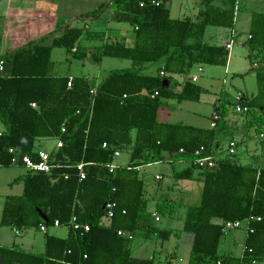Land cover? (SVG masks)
<instances>
[{
  "label": "trees",
  "instance_id": "1",
  "mask_svg": "<svg viewBox=\"0 0 264 264\" xmlns=\"http://www.w3.org/2000/svg\"><path fill=\"white\" fill-rule=\"evenodd\" d=\"M151 1L114 0L117 11L110 19L134 27V45L127 47L112 41L95 58L129 59L134 67L113 70L97 85L87 78L75 77L68 87L69 77L53 72L51 49L63 47L71 52L82 29L66 27L50 45L39 42L2 54L6 65L0 73V125L4 128L0 135V167L12 166L10 148H19L22 154L36 160L37 139L60 138L63 146L50 152L58 165L52 174L26 171L22 194L5 197L0 225L40 230L41 225L48 229L58 220L68 233L61 238L45 232L44 251L40 254L16 245L0 247V264H156L153 258L133 257L132 237L117 233L140 232L163 240L172 233L149 222L144 183L136 168L149 163L161 151L177 153L182 148L184 155L190 156L204 146L206 153H223L215 148V129L159 123L158 108L170 93L162 87L159 73L148 76L139 70L162 58L163 69L171 74L183 73L195 63L224 65L226 50L200 41L190 44L189 39H200L207 25L231 27L236 0H226L227 9L216 8L209 0L197 24L190 19L170 18L164 3L171 0H157L158 5ZM142 2L144 6H140ZM104 8L105 4L101 5L95 15ZM84 35L90 39L99 33L85 30ZM250 36L248 57L250 61L261 60L264 15L253 16ZM77 49L80 54L75 55L83 58L84 48ZM258 83V94L248 104L254 121L260 125L257 135L264 123V79L259 78ZM155 91L158 95L152 97ZM190 91L194 94L190 95ZM197 94L198 89L186 82L176 98L197 100ZM257 108H261V114ZM260 144L264 149V139ZM115 151L127 153L128 162L110 173L106 166L113 162ZM78 162L93 163L85 167L86 177L81 181L73 167ZM194 169L192 166L177 176L190 179ZM63 173H68L69 178L64 179ZM202 176L200 204L188 208L183 220L182 231L192 235L188 264H250L253 260L264 264V167L242 165L226 155L217 160L216 169L204 171ZM109 201L116 207L108 224L104 215ZM176 206V202L163 201L155 211L168 216ZM72 216L81 225L88 224L89 230L72 229ZM250 216L260 220L248 223L252 232L245 230L241 255L220 254L223 224Z\"/></svg>",
  "mask_w": 264,
  "mask_h": 264
},
{
  "label": "crops",
  "instance_id": "2",
  "mask_svg": "<svg viewBox=\"0 0 264 264\" xmlns=\"http://www.w3.org/2000/svg\"><path fill=\"white\" fill-rule=\"evenodd\" d=\"M210 1L211 5L216 8L227 9L228 7L226 5V0ZM208 2L209 0H171L164 3V5L169 11L170 18L175 20L190 19L194 24H197L201 19L200 14L207 9ZM103 4H105L103 12L99 15H95ZM115 11H117V5L114 0H0V54H5L14 51L15 49L39 42L45 45H50L53 38L60 36L66 27H75L80 30L82 29L83 34L79 36L75 43V48H73L71 52H67L63 47H54L51 49L50 58L54 63L53 72L57 76H66L71 80L75 77H84L97 85L111 71L119 69L110 70L100 80H93L88 74L78 76L70 74L69 65L71 64L72 57H77L75 54H80V51L77 48H84V59L99 60L102 57L97 59L95 58V55L101 53L103 46L106 43L119 41L123 42L127 47H132L134 45V27L128 23L111 20L110 15ZM257 14L264 15V0H236L234 5L233 24L231 27L207 25L200 39H196L195 37L189 39L190 44L200 41L203 44L221 47L226 50L227 57L224 65L195 63L192 66L187 67L183 73L171 74L163 69L165 65V58H162L157 62L144 64L139 71L148 76H155L159 73V75L162 76V87L170 93V95L162 99V103L158 108L157 121L159 123H180L187 126L215 129L217 132L216 140L214 142L215 148L223 150L222 145L225 141L229 142L228 148L232 143H234V153H232V155H235L237 147L240 143H242L247 149L246 153L233 159L242 165L264 167V149L260 144V140L264 139V123L259 128H262L261 133L257 135V128L260 125L258 122L254 121V118H250L248 116L249 114L244 115L246 113H239L243 114L241 120H237L235 117L230 116V110L231 112L234 110L236 101L242 102L244 105L248 106L249 102L258 94V90L256 92H252L251 94L245 92L244 88H247V86L245 85V81H243L244 76L252 75L251 77L256 81L259 78L264 79V50L260 54V57L262 56L261 60L259 58H255L257 60L253 59L251 61L252 65L250 68L246 66L244 61L245 59H249V40L251 38L250 27L253 16ZM85 30L99 33V36L97 35V37L94 36L93 38L87 39L84 35ZM57 48H63L65 50V55L61 56V58L65 57L64 61L67 62L64 63L67 65V67L65 66L66 69L60 67L59 64L52 60V55ZM125 60H127L129 62L128 64H130L126 68L134 67L131 60ZM7 71L9 70L7 69ZM240 79H242L241 81L244 84V88H239L235 92H232L231 88L237 87ZM186 82H190L198 89L197 100H178L176 98V95L183 91ZM248 88L253 89L252 87ZM191 92L193 91H190L189 94L193 95L194 92ZM248 108L250 111L249 106ZM164 109H166V111L161 116L165 120H160V112ZM256 110L259 114L262 113L261 108H257ZM249 111L247 113H249ZM178 113L180 114V117L176 118V120H171L173 117H176ZM215 115L218 116L217 119H214ZM204 116L208 117V124L200 126L198 122L204 120ZM0 128L4 130L1 125ZM235 135H252L255 140L253 147L250 148V141H247V136H245V139L241 138L240 142L237 140ZM43 139L45 138L37 139L35 150L42 149L49 153L52 152L56 147V143L52 148L47 150L41 143V140ZM55 140H57V138H55ZM221 156L225 155L222 154ZM127 160L128 154L120 153V156L116 159L115 163H117L120 167L126 165L128 162ZM16 166L22 169L20 175L15 179V181H18L19 184H22V188L19 190L20 192L18 194L8 195H21L23 191L22 177L26 174V171L21 165ZM154 166L160 167L159 170L161 171H153L154 173L151 170L148 171L149 167L151 168ZM190 167H192V165L185 159V157L180 155L172 157L171 153L168 151L159 152L154 155V158L149 163L137 167V176L144 183L145 199L148 200V195H150L148 189L145 187L146 181L149 177L153 178L157 182H160L154 191L155 195L158 193L163 195L172 192L176 193L177 191H175V188L181 191L179 188V181L183 180L177 176L178 173ZM203 172L204 171L195 168L193 170L192 178L187 179V182H198L200 187V200L203 188ZM157 176H159L160 179H157ZM165 178H167L168 182L167 184L162 185L161 181ZM191 189H194V186L188 184L183 190L188 192ZM167 199L168 198H165L163 201L176 202L177 206L175 211L181 209V206H184V212L186 214L188 208H190H187V204H184V202H178L172 198L169 200ZM158 203H156V205ZM175 211L172 215H168L173 221L174 219H177L174 218L176 217ZM148 212L151 214L150 217H152V223L158 227L157 223L161 221L162 217L157 214L155 210ZM154 214L160 217L158 221H155L153 217ZM185 214L183 215V220ZM178 217L182 220V216L179 215ZM106 223L109 224L110 222ZM17 229L25 230L22 228ZM55 230L59 231L56 233L53 232L52 234L61 238L66 237L68 233L67 228L62 226H52L48 228L46 232ZM169 230H172L173 232L172 228ZM38 231L43 233V235L45 234V232H42L41 230ZM171 234L169 237H171ZM15 245L16 244L6 246L0 244V247L6 246L11 248ZM44 245L45 239L40 246L42 250L38 253L36 252V254L43 253ZM16 246L26 252L35 253L33 251L26 250L19 245ZM34 247L35 244H31V248ZM224 253L232 252L229 248H226ZM238 255H241V253ZM150 258H153L156 263L155 256L149 257V259ZM166 263H168V261Z\"/></svg>",
  "mask_w": 264,
  "mask_h": 264
},
{
  "label": "rangeland",
  "instance_id": "3",
  "mask_svg": "<svg viewBox=\"0 0 264 264\" xmlns=\"http://www.w3.org/2000/svg\"><path fill=\"white\" fill-rule=\"evenodd\" d=\"M65 50L63 48H57L55 49L54 54L52 55V60L55 61L57 64L60 65V67L66 69L67 65L64 63H67L64 61L65 57ZM257 60V59H254ZM245 64L248 68L252 65V62L249 61V59H245ZM125 59L122 58H112V57H102L99 60H86L84 58L79 57H72L69 73L72 75H82V74H88L91 76L93 80H100L103 78L110 70L113 69H120V68H126L130 64ZM66 66V67H65ZM252 75H245L243 78V81H245V85L247 88H244V84L240 79L237 87H232V92H235L237 89H245V92L252 93L259 90V83L258 80H254V78L251 77ZM248 87H252L253 89H249ZM166 109L161 110L159 119L165 120L161 116L163 113H165ZM234 111V110H233ZM231 112L230 110V116L235 117L237 120H241L243 114H239L234 112ZM249 114V115H248ZM244 115H248L250 118H253L252 114L246 113ZM180 117V114L178 113L176 117H173L171 120H176V118ZM195 124V123H193ZM200 126H204L208 124V117L204 116V120L201 122H198ZM212 125V121H211ZM237 140L240 141L241 138L245 139V136H247V141H250V148L253 147V143L255 140L253 139L252 135H235ZM241 142V141H240ZM41 143L45 149L52 148L56 140L55 138H45L41 140ZM228 141L223 142V153L225 156L229 155L232 158H237L238 156H242L246 153L247 149L245 145L242 143L239 144V146L236 149V154L231 155L228 154ZM221 154V155H222ZM160 167L154 166L149 167L148 171H158ZM22 169L18 166H10V167H0V217H1V210L3 201L6 195L8 194H18L20 189L22 188V184L18 183V181H15V179L20 175ZM161 171V170H159ZM154 173V172H153ZM187 179H183L179 181V188L180 190H177L175 188L176 193H169V194H160L157 195L154 194V191L158 184L160 182L155 181L153 178H148L146 181L145 187L148 189V192L150 195H148V204L147 209L148 211H154V207L156 203L162 202L165 198H170L177 200L178 202H184V204H187L188 207L197 206L199 204L200 200V187L197 181H189L187 182ZM168 180L165 178L163 181H161L162 185L167 184ZM188 184L193 185L194 189H191L190 191L186 192L184 189L185 186ZM176 196V197H175ZM176 198V199H175ZM177 219H174V221L169 216H161V221L157 223V226L160 229H173V232L171 234V237H169L166 240H162L160 238L150 236L145 237L142 233L137 232L132 235V255L139 258H149L155 256L156 263L157 264H188V259L190 256V246L192 242V235L190 233H186L182 231V220L184 212V206H181V209H178L175 211ZM182 216V220L179 219L178 216ZM160 218V217H159ZM181 218V217H180ZM152 219V217H151ZM151 219H149V222L152 223ZM59 230L51 231L49 233H56ZM244 235L245 231L244 229H234L228 231L222 238L219 245L218 252L223 254L226 251V248H229L230 251L238 255L242 251V246L244 242ZM44 241V235L40 231L34 229V228H27L25 230H20L17 228H11L6 226L0 225V244L3 245H19L23 247L26 250H30L33 252H40L42 249L40 248L41 244ZM31 244H35L34 248H31ZM168 261V263H166Z\"/></svg>",
  "mask_w": 264,
  "mask_h": 264
},
{
  "label": "built area",
  "instance_id": "4",
  "mask_svg": "<svg viewBox=\"0 0 264 264\" xmlns=\"http://www.w3.org/2000/svg\"><path fill=\"white\" fill-rule=\"evenodd\" d=\"M159 3H160V1H157V0H152L150 2V4H152V5H158ZM140 6H144V3L143 2L140 3ZM5 65H6V61L2 58V54H0V73L4 72ZM71 82H72V80L69 79L68 84H67L68 87L71 86ZM91 93L94 94L95 89L91 90ZM157 95H158V92L155 91L154 94H152V97L157 96ZM125 96L126 95H124L123 97H125ZM31 107L35 108L36 104L31 103ZM234 110L237 113H247L249 111V108H248V106L244 105L242 102L236 101V104L234 106ZM217 118H218V116L215 115L214 119H217ZM64 132H65V127L62 126L61 127V133H64ZM2 133H3V129L0 128V135ZM62 146H63L62 140L60 138H57L55 149L57 150V149L61 148ZM234 146H235V144L232 143L230 145V147L228 148L229 154L234 153ZM102 147L106 148L107 144L103 143ZM9 153L12 155V158H11L12 165H21L25 169V171H27V172L45 173V174L50 175V174H52L53 170L58 167L57 164H54L50 153L45 151V150H42V149L35 150V153L37 156L36 160H33L32 157L28 154H22L21 150L19 148H10ZM179 155L185 157V159L192 166H194L195 168H197L201 171H207V170L210 171V170L216 169L217 160L219 158L223 157V156H219L218 154L206 153V149L204 146H200L199 148L195 149L190 156L184 155V150L182 148L179 149V151L177 153H171L172 157H177ZM119 156H120V152L115 151L113 154V162H111L110 164H108L106 166L110 173L114 172L117 168H119V165L117 163H115L116 159ZM92 164H93L92 162H78L73 166L74 169L76 170L79 181L85 179V177H86L85 167L88 165H92ZM62 177L64 179H68L69 174L63 173ZM156 178L160 179L159 176H157ZM53 180L55 181V179H53ZM115 207H116V205L114 202L109 201V202L105 203V215H104V221L105 222H110L111 219L114 217ZM121 212L124 214L125 210H122ZM153 217H154L155 221L159 220V217L156 214H154ZM253 220H260V217L250 216L249 218H247L243 221L236 220V221L225 222L223 224L222 231L224 234H226L228 231L234 230V229H244V230H249V232H252V229L248 227V223L250 221H253ZM53 226L54 227L60 226L58 220L54 221ZM70 226L74 230H80V229H83L84 231L89 230L88 224L81 225L80 223H78L75 216L71 217ZM40 230L42 232H46L47 226H45L44 224L41 225ZM117 233L120 236H126L129 238L132 237V235H130L127 232H124L122 230H119ZM243 249H244V247H243ZM84 257H86V256H84ZM250 264H257V262L255 260H253Z\"/></svg>",
  "mask_w": 264,
  "mask_h": 264
}]
</instances>
